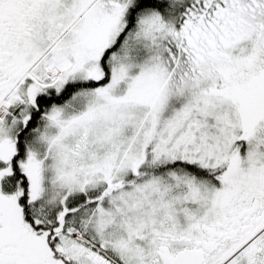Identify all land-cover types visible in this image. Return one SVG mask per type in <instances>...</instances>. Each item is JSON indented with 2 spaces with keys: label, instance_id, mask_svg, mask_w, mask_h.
<instances>
[{
  "label": "snow or ice",
  "instance_id": "1",
  "mask_svg": "<svg viewBox=\"0 0 264 264\" xmlns=\"http://www.w3.org/2000/svg\"><path fill=\"white\" fill-rule=\"evenodd\" d=\"M0 264H264V0H0Z\"/></svg>",
  "mask_w": 264,
  "mask_h": 264
}]
</instances>
